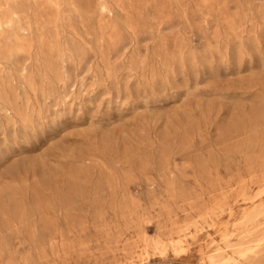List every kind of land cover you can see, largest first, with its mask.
Segmentation results:
<instances>
[{"label": "rangeland", "instance_id": "1", "mask_svg": "<svg viewBox=\"0 0 264 264\" xmlns=\"http://www.w3.org/2000/svg\"><path fill=\"white\" fill-rule=\"evenodd\" d=\"M1 16L0 264H264V0Z\"/></svg>", "mask_w": 264, "mask_h": 264}, {"label": "bare ground", "instance_id": "2", "mask_svg": "<svg viewBox=\"0 0 264 264\" xmlns=\"http://www.w3.org/2000/svg\"><path fill=\"white\" fill-rule=\"evenodd\" d=\"M107 2V1H106ZM106 10V9H105ZM104 10V11H105ZM103 11V12H104ZM110 11V10H109ZM103 14V13H102ZM17 19V18H16ZM18 20V19H17ZM14 22H15V19L13 18V16H9V17H4V16H1V19H0V56L1 55H5V56H7V55H10V54H12V52H13V49L12 48H9V47H7V46H5L4 44H2L3 42H2V38H3V35H4V29L5 28H11V29H13V27H14ZM16 23V22H15ZM16 28V27H15ZM18 30H19V27H18ZM19 32V31H18ZM16 33H17V29H16ZM15 32H13V31H11V34H12V37H13V39H14V41H15V47L17 48V49H19V50H23V49H25V47H24V44H23V41L21 40V38H20V34L18 35V33L16 34ZM21 33V32H20ZM25 36V35H24ZM116 42V41H115ZM242 43V42H241ZM24 67V66H23ZM25 76V75H24ZM26 77V76H25ZM29 137V136H28ZM66 184V183H65ZM244 194V193H243ZM244 197V196H243ZM256 197V196H255ZM253 199V198H252ZM256 201V200H255ZM262 204V203H261ZM260 204V205H261ZM264 204V203H263ZM259 207V206H258ZM258 207H256V208H258ZM261 207V206H260ZM260 207H259V209H260ZM255 208V207H254ZM253 210V209H252ZM257 210V209H256ZM251 212V211H250ZM249 212V213H250ZM261 213V212H260ZM263 213V212H262ZM216 214V213H215ZM248 214V213H247ZM217 215H218V213H217ZM216 215V216H217ZM259 215V214H258ZM210 216V215H209ZM253 218V217H252ZM261 218H264V217H261ZM202 219H203V217H202ZM247 219V218H246ZM259 220V219H258ZM249 221H250V219H249ZM248 220H247V222H249ZM247 222H245V223H247ZM256 222V221H255ZM205 223H207V222H205ZM214 224V223H213ZM242 225V224H241ZM249 225V224H248ZM246 227V226H245ZM189 228V227H188ZM204 228V227H203ZM236 228V227H235ZM237 229V228H236ZM239 229V228H238ZM241 230H242V228H240ZM197 230V229H196ZM205 230V229H204ZM243 230H244V228H243ZM186 231V230H185ZM198 231H200V230H198ZM197 231V232H198ZM240 231V230H239ZM237 232V231H236ZM192 234V233H191ZM245 234V233H244ZM246 235V234H245ZM192 236V235H191ZM227 236V235H226ZM180 237V236H179ZM189 237V236H188ZM191 238V237H190ZM240 238V237H239ZM180 239V238H179ZM182 239V238H181ZM185 239H187L186 237H185ZM224 239V238H223ZM225 239H227V238H225ZM228 239H229V237H228ZM246 239H248V238H246ZM162 240V239H161ZM184 240V239H183ZM157 241V240H156ZM177 241V240H176ZM247 241V240H246ZM222 242V241H221ZM220 242V243H221ZM228 242V241H227ZM249 242V241H248ZM263 242H264V237H260V238H258L257 240H256V242H255V244H253V245H245V246H241V247H239V248H241V249H239V251L237 252L241 257H244L245 259L247 258H249L250 256H255L254 254L257 252V250H258V248L259 247H261V245L263 244ZM182 243H183V241H182ZM217 243V242H216ZM219 243V244H220ZM236 243H238V241L236 242ZM240 244L241 243H243V242H239ZM155 244V243H154ZM161 244V243H160ZM159 244V245H160ZM172 245H173V243H171ZM177 244V243H176ZM178 244H180L179 242H178ZM225 244H227V243H225ZM233 244V243H232ZM248 244V243H247ZM167 245V244H166ZM228 245V244H227ZM162 246H163V244H162ZM169 246V245H168ZM167 246V247H168ZM160 247V246H159ZM170 247H171V245H170ZM182 247V246H181ZM263 247V246H262ZM234 248V247H233ZM172 249H174V248H172ZM220 250H221V248H219ZM227 249V248H226ZM236 249H238V248H236ZM220 250H218V251H220ZM223 250V249H222ZM228 250H230V249H228ZM231 250H233V249H231ZM263 250V249H262ZM217 251V250H216ZM264 251V250H263ZM182 252V250L180 251V253ZM225 252H227V251H225ZM224 251L222 252H219V254L218 255H215L214 254V256H211L210 257V262L212 263V264H229V263H231V262H233L235 259L233 258V257H231V256H224L223 255V253H225ZM175 253H176V251H175ZM183 253H184V251H183ZM164 254V253H163ZM177 254V253H176ZM213 254V253H212ZM257 254H259V253H257ZM223 255V256H222ZM227 255H228V253H227ZM234 255V254H233ZM208 257V256H207ZM209 258V257H208ZM251 258H253V257H251ZM258 258V255H256V259ZM259 259V258H258ZM263 259V258H262ZM252 260V259H251ZM255 260V259H254ZM261 260V259H260ZM258 260H256L255 262H257ZM261 261H263V260H261ZM244 262H245V260H244ZM254 262V261H253ZM240 263V262H239ZM246 263V262H245ZM248 263V262H247ZM250 263H252V262H249V264ZM257 263H260L259 261L257 262ZM264 263V262H263ZM237 264V263H236ZM242 264V263H241ZM244 264V263H243ZM254 264V263H253Z\"/></svg>", "mask_w": 264, "mask_h": 264}]
</instances>
